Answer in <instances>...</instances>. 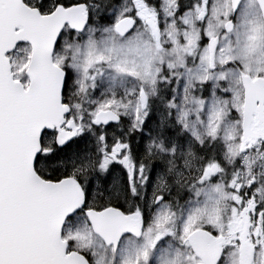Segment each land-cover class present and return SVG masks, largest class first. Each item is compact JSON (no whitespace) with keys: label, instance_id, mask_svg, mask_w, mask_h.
<instances>
[{"label":"snow or ice","instance_id":"obj_1","mask_svg":"<svg viewBox=\"0 0 264 264\" xmlns=\"http://www.w3.org/2000/svg\"><path fill=\"white\" fill-rule=\"evenodd\" d=\"M0 264H264V0H0Z\"/></svg>","mask_w":264,"mask_h":264}]
</instances>
